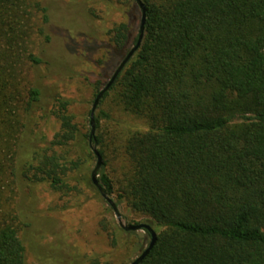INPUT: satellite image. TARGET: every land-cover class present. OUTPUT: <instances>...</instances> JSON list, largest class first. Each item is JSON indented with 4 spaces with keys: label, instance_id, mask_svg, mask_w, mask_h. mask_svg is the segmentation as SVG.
<instances>
[{
    "label": "trees",
    "instance_id": "16d2710c",
    "mask_svg": "<svg viewBox=\"0 0 264 264\" xmlns=\"http://www.w3.org/2000/svg\"><path fill=\"white\" fill-rule=\"evenodd\" d=\"M141 1L143 41L100 101L94 135L56 97L59 131L29 146L41 100L29 75L42 63L35 39L49 41L48 16L37 2L0 0V264H27L21 193L94 187L85 174L93 147L108 197L156 233L141 264H264V0ZM106 35L114 71L138 34L119 23ZM112 111L147 129L112 131Z\"/></svg>",
    "mask_w": 264,
    "mask_h": 264
},
{
    "label": "rangeland",
    "instance_id": "374dc122",
    "mask_svg": "<svg viewBox=\"0 0 264 264\" xmlns=\"http://www.w3.org/2000/svg\"><path fill=\"white\" fill-rule=\"evenodd\" d=\"M29 2L46 9L49 41L39 36L35 39L42 63L31 70L29 79L39 87L41 100L34 122L28 125L26 144L45 146L59 131V123L49 114L56 97L71 102L70 113L83 132L89 131L96 95L93 86L97 81L107 82L114 72L108 68L106 33L116 24L127 23L133 39L138 34L141 13L135 0L125 5L117 0ZM103 109H108L107 104ZM111 116L112 131L125 134L147 129L145 120L132 115L112 111ZM95 166L96 159L88 162L87 177ZM20 197L18 204L28 225L20 234L27 264H90L95 258L99 264H130L147 247L145 233L125 232L96 188L88 184L70 196L39 185L30 194L24 190ZM111 199L116 203L115 197ZM117 207L124 224H148L123 205Z\"/></svg>",
    "mask_w": 264,
    "mask_h": 264
},
{
    "label": "water",
    "instance_id": "95a60500",
    "mask_svg": "<svg viewBox=\"0 0 264 264\" xmlns=\"http://www.w3.org/2000/svg\"><path fill=\"white\" fill-rule=\"evenodd\" d=\"M137 6L139 7L141 11V20H140V26L138 30L137 40L135 45L127 52V54L124 56V58L120 61L116 69L114 70L112 76L110 77L107 84L100 90V92L96 95L92 108L90 111V136L92 137L95 132V124H94V117L95 112L99 106L100 101L102 100L103 96L108 92L110 87L113 85L117 77L122 73V71L125 69L129 61L133 58L134 54L138 51L143 38H144V26L146 21V8L141 0H135ZM94 155L96 156V166L91 172V181L94 187L99 192L100 196L105 200L107 205L111 208L113 211L116 220L118 221L119 226L125 231V232H138V231H146L150 235V243L149 245L130 263V264H141L145 258L149 255L150 251L155 245L156 242V233L154 229L149 225L145 223H138V224H124L121 219V214L118 211V207L116 203L108 197L105 190L100 186L99 180H98V172L102 165V159L101 156L98 154L96 148H92Z\"/></svg>",
    "mask_w": 264,
    "mask_h": 264
}]
</instances>
